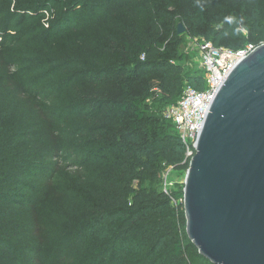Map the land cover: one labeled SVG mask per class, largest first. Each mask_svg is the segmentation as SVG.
I'll use <instances>...</instances> for the list:
<instances>
[{"label": "trees", "instance_id": "16d2710c", "mask_svg": "<svg viewBox=\"0 0 264 264\" xmlns=\"http://www.w3.org/2000/svg\"><path fill=\"white\" fill-rule=\"evenodd\" d=\"M71 2L86 6L81 0ZM10 3L11 0L8 4L4 0L0 10V28L4 29L1 32L7 33L11 17L18 13L22 15V26L17 33L39 32L38 37L54 38L53 24L45 29L36 15L23 14L20 10L36 9L37 2H15L12 11ZM152 3L146 30L134 24L113 51L106 48V54L116 58L112 66L104 62L93 67L83 61L33 51L28 53V59L15 62L17 67L10 72L5 63L7 39L3 36L0 213L12 211L19 196L34 189L30 184L38 176L48 175L50 169H53L50 176L65 171L69 167L63 165L65 155L78 156L76 167L82 171L96 165L102 167L95 188L88 189L90 182L86 177L80 176L72 182L82 187L79 202H88L83 206V214L79 211L74 218L83 227L86 239L101 247L104 260L116 259L114 252L148 249L147 260L161 257L164 264H212L198 253L186 235L183 185L170 188L176 204H172L163 189L152 187L168 168L176 172L188 168L186 146L170 120H163V113L157 115L161 113L160 107L175 103L187 84L196 90L203 88L202 76L187 69L182 64L184 54L177 55L175 51L181 39L173 29L171 0ZM61 17L58 19L66 24L67 17ZM181 21L189 24L190 36L202 37L217 48L236 51L246 43L264 41V2L261 1L248 7L242 5L238 12H226L217 6L208 18L204 4L192 0ZM162 28L172 33L168 46L160 37ZM147 70L156 77L154 91H149L150 81L141 82ZM58 74L63 76L62 82L52 85V91L47 90L50 86H38L40 78ZM134 83L140 85L139 93L135 92ZM29 199L24 201L30 202ZM13 231L5 220H0V260L1 257L17 259V246L6 235ZM128 238L132 241H127Z\"/></svg>", "mask_w": 264, "mask_h": 264}, {"label": "rangeland", "instance_id": "374dc122", "mask_svg": "<svg viewBox=\"0 0 264 264\" xmlns=\"http://www.w3.org/2000/svg\"><path fill=\"white\" fill-rule=\"evenodd\" d=\"M5 1L8 4V0ZM18 1L21 4L37 2L34 5L36 9L26 11L21 8L20 10L23 14L27 12L28 15H36L39 24L45 29L53 24L55 27L51 33L54 38L43 39L38 37L39 32L27 35L17 33L22 26L20 25L22 15L14 13L10 20V29L5 30L7 33L1 32L4 29L0 28V43L3 41V36L6 35L7 39L5 63L10 72L16 69L15 62L28 59V53L33 51L59 55L66 60L83 61L93 67L104 62H109L111 66L115 65L116 58L113 54L111 57L108 56L106 48L111 47L113 51L132 31L134 24L139 29L146 30V21L150 18L153 8V0H89L88 2L81 0L86 6L82 4L78 6L71 0H11L10 11L14 10V4ZM255 1L264 2V0H196V3L204 4L207 17L210 18L217 6H222L226 12H238L240 6L248 7ZM191 2L192 0H171L170 12L173 14V29L181 39L175 51L177 55L184 54L182 64L196 73L199 58L196 47L202 37L190 36L189 24L181 21V15L190 7ZM3 6L4 0H0V10ZM61 15V18L67 17L66 24L58 19ZM179 24L184 28V32L180 34L177 33ZM171 35L172 33L162 28L160 37L164 45L168 46ZM10 64H13L12 67H9ZM142 76L144 77L141 78V82L150 81L149 91H154L156 88L154 72L147 70ZM62 79L63 76L59 74L45 79L40 78L38 86L43 88L50 86L47 90L52 91L54 88L52 85H59ZM133 85L135 92L139 93L140 85L138 83ZM166 108L165 105L161 106V113L158 112L157 115L160 116ZM167 129H170V126ZM59 160L61 164L65 160L66 163L63 165L69 167L52 176L50 171L53 169L48 170L46 176H38L30 184L34 189L26 190L22 196H19L18 204L12 211L5 210L0 213V220H5L14 229L13 232H7L8 241H12L17 246V259L13 261L1 257L0 264H164L161 257L147 260L150 252L148 249L132 253L113 251V255L117 256L116 259L104 260L101 247L86 239L83 227H80L75 220L77 218H74L79 211L83 214L82 211L85 209L83 206L88 202L83 200L79 202L83 196L82 187L72 182L80 176L86 177L90 182L88 189L95 188L99 184L98 177L102 173V167L96 165L89 171H82L76 167L78 156L73 155H65L63 160L62 158ZM173 172V183L168 185L170 188H179L183 185L185 172ZM165 175L166 170L152 187L163 189ZM170 178L171 176L168 179ZM27 198H30V202L24 201ZM126 240L131 242L132 238ZM121 249L122 246L118 250Z\"/></svg>", "mask_w": 264, "mask_h": 264}, {"label": "water", "instance_id": "95a60500", "mask_svg": "<svg viewBox=\"0 0 264 264\" xmlns=\"http://www.w3.org/2000/svg\"><path fill=\"white\" fill-rule=\"evenodd\" d=\"M182 191L186 235L202 257L264 264V44L216 90Z\"/></svg>", "mask_w": 264, "mask_h": 264}, {"label": "built area", "instance_id": "2783aa9c", "mask_svg": "<svg viewBox=\"0 0 264 264\" xmlns=\"http://www.w3.org/2000/svg\"><path fill=\"white\" fill-rule=\"evenodd\" d=\"M240 29L246 34L244 28ZM262 44L264 41L257 44L246 43L236 51L224 47H214L212 43L204 39L197 45L196 50L199 58L196 72L202 76L203 88L196 90L188 84L185 85L179 99L168 105L163 112L164 118L170 120L175 132L185 144V158L188 161L194 154L197 136L219 85L241 59ZM172 171V168L166 170L163 192L171 198L172 204H176L170 194L171 189L166 179Z\"/></svg>", "mask_w": 264, "mask_h": 264}, {"label": "crops", "instance_id": "0c3cea01", "mask_svg": "<svg viewBox=\"0 0 264 264\" xmlns=\"http://www.w3.org/2000/svg\"><path fill=\"white\" fill-rule=\"evenodd\" d=\"M173 173H174V172L172 171V172L170 173L171 175H170V174H168V175H167V177H166V179H167V182H168L170 185L173 183V182H172V180H173V175H174ZM169 176H171V178H170V179H168V178H169Z\"/></svg>", "mask_w": 264, "mask_h": 264}]
</instances>
